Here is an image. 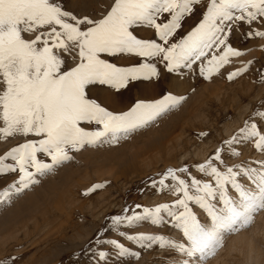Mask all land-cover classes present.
Masks as SVG:
<instances>
[{
    "label": "snow or ice",
    "instance_id": "snow-or-ice-1",
    "mask_svg": "<svg viewBox=\"0 0 264 264\" xmlns=\"http://www.w3.org/2000/svg\"><path fill=\"white\" fill-rule=\"evenodd\" d=\"M92 2L97 7L84 13L64 0H0V140H23L0 154V178L11 177L0 200L38 184L37 177L70 161L69 153L127 139L186 99L167 92L110 110L107 100L134 82L197 72L208 80L247 51L233 45L234 36L264 39V0ZM124 56L127 66L113 62ZM253 63L240 61L227 79ZM256 75L264 83V65ZM249 145L264 156V110L254 111L202 162L149 178L151 189L171 199L126 205L111 215L87 249L89 264H126L153 248L167 251L171 264H206L264 210V159L239 160ZM102 187L94 184L84 194ZM143 223L161 231H131ZM18 259L5 258L7 264ZM72 264H80L78 255Z\"/></svg>",
    "mask_w": 264,
    "mask_h": 264
},
{
    "label": "rangeland",
    "instance_id": "rangeland-1",
    "mask_svg": "<svg viewBox=\"0 0 264 264\" xmlns=\"http://www.w3.org/2000/svg\"><path fill=\"white\" fill-rule=\"evenodd\" d=\"M67 1L64 0L65 6ZM73 1L79 6L78 12L90 13L97 7L92 0ZM233 45L247 51L239 58H232L233 62L225 65L219 74L214 73L205 80L198 72L195 76L180 77L163 73L167 77L158 94L146 97L137 87L129 103L131 105L136 99H159L171 92L186 97L179 107L118 143L98 144L69 153L72 159L47 175L37 177L38 184L13 194L10 199L0 200V264H7L5 258L8 256L19 257L16 264H72L74 254L79 256L80 264H89L87 249L98 234L97 230L110 225L111 215L126 205L151 206L170 200L166 193H157L149 187V178L168 167L202 162L254 111L264 110V83H260L256 75V69L264 65V39L244 41L237 35L233 37ZM248 60L254 61L252 70L227 79V73L239 67L240 61ZM153 83L154 80L141 84L149 87ZM116 98L118 95L109 99ZM110 100H107L108 107ZM201 132L206 136H200ZM22 142L21 138L0 140V154ZM40 158L45 159L42 155ZM259 159L264 156L251 145L242 148L239 160ZM235 162L238 161L229 163ZM192 172L199 177L194 168ZM3 178L5 182L11 179ZM97 183L104 187L84 194ZM263 216L264 210L257 212L250 227L228 236L223 247L206 264H250L243 252L231 251L229 243L234 236L248 234L255 225H260ZM131 231L154 233L161 230L143 223ZM108 235L120 239L115 233ZM256 240L262 252L260 264H264L263 236H257ZM122 242L132 246L127 241ZM168 257L167 251L153 248L142 251L139 260L126 264H171Z\"/></svg>",
    "mask_w": 264,
    "mask_h": 264
},
{
    "label": "bare ground",
    "instance_id": "bare-ground-1",
    "mask_svg": "<svg viewBox=\"0 0 264 264\" xmlns=\"http://www.w3.org/2000/svg\"><path fill=\"white\" fill-rule=\"evenodd\" d=\"M67 3L68 4H67L66 7L73 8L77 12H78V10H80L79 6L73 0H68ZM193 20H195V17H193L191 20H189L188 24H191L193 22ZM185 27H187V24L185 25ZM139 34L140 35H145V33H143V32H141ZM113 62L117 63L118 65L127 66L131 61H130V58L122 60L119 57H117L116 59L113 60ZM166 77H167V74L161 76V79L158 82L154 80L153 85L149 86V87H148V85L147 86L146 85H142L141 83L143 81L142 82L141 81L134 82L132 85L129 86L127 91H123L121 94H119L118 98H116V100L108 99V100H110L108 102L109 103V107L111 109H115L117 111L125 110L128 107L129 103L131 102V100H132V98L134 96V93H135V88H137V87H138V90L141 93V95L146 96V97L155 96L156 94H158V92H160V90L162 88L163 81H164V79ZM0 152H1V150H0ZM4 182H5V178H3V177L0 178V186L3 185ZM9 219L10 218L7 217V220H9ZM7 220H6V222H7ZM261 220H262V222H260L261 224L258 225L259 224L258 223L257 226L255 225L253 227V229L251 230V232H249L248 234L242 233V234H239L237 236H234L230 240V243H229V249L231 251L238 250V251L243 252L245 260L247 262H249L250 264H260V259H261L262 252H261L260 247H259L260 245L258 246V244L256 242L257 241L256 238H257V236L260 235V236H263V239H264V216H263V218ZM215 264H217V263H215Z\"/></svg>",
    "mask_w": 264,
    "mask_h": 264
}]
</instances>
